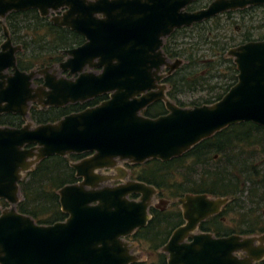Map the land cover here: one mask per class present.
<instances>
[{
	"label": "water",
	"instance_id": "1",
	"mask_svg": "<svg viewBox=\"0 0 264 264\" xmlns=\"http://www.w3.org/2000/svg\"><path fill=\"white\" fill-rule=\"evenodd\" d=\"M196 1L0 0V114H19L24 121L20 128L0 127V199L8 204L0 214V264L137 262L127 238L147 225L157 190L129 180L120 163L166 162L245 122L264 128V39L227 51L237 82L219 101L183 108L167 97L161 82L183 63L170 61L162 50L174 30L264 5V0H213L204 9L187 11ZM29 9L85 39L62 52L66 59L56 69L24 72L17 67L21 48L11 41L5 18ZM163 68L167 74L160 73ZM36 78L42 79L40 85H34ZM103 95L108 99L57 122L35 125L29 120L31 107L61 108ZM158 101L166 114H142ZM71 154L89 156L70 164L79 181L57 192L67 219L40 225L19 213V185L26 174L46 158ZM229 201L206 194L180 199L185 224L162 247L166 264H255L264 259V233L215 238L195 232L199 222ZM187 238L191 242H184Z\"/></svg>",
	"mask_w": 264,
	"mask_h": 264
},
{
	"label": "trees",
	"instance_id": "2",
	"mask_svg": "<svg viewBox=\"0 0 264 264\" xmlns=\"http://www.w3.org/2000/svg\"><path fill=\"white\" fill-rule=\"evenodd\" d=\"M255 8L239 11L242 25L246 28L240 38L233 35L222 36L207 31V23L212 22L217 29L222 16L231 17L227 12L210 21L196 24L191 28L176 30L163 47L164 54L171 60L179 58L183 64L166 79L170 86L167 96L179 107L209 105L219 101L237 82V70L227 51L239 44L264 39L263 33L251 31L254 26L249 12ZM245 17L248 18L246 23ZM236 21L229 22V26ZM253 24V25H252ZM11 41L21 50L16 54V63L20 71L39 70L57 65L65 58L64 50L81 45L84 38L63 27L55 26L49 18L40 17L37 10L11 12L5 18ZM252 25V26H251ZM248 26H251L249 29ZM264 29V18L258 25ZM1 32V28H0ZM187 41H184L186 37ZM183 36V40L178 37ZM197 37L196 38H193ZM195 39V41H193ZM191 40V41H189ZM238 41V43H236ZM237 44V45H235ZM207 45L209 55L200 53V46ZM223 65V66H222ZM40 81H37L39 83ZM206 91L186 104L181 94ZM108 99L103 95L83 104L65 107L31 108L29 120L35 125L54 123L71 113L94 107ZM162 103L147 107L142 114L156 118L166 114ZM24 121L16 114H0V127L20 128ZM88 154H71L66 157L51 156L37 163L20 182V200L16 210L30 216L37 224L51 225L66 220L61 211L58 190L79 181L70 164L81 160ZM130 179L156 188L160 195L175 199L185 194H206L214 198H229L223 213H230L237 221L233 228L242 235H260L264 233V128L250 122L230 126L212 137L192 147L183 155L166 162L149 160L141 165H128ZM1 207H8L0 201ZM177 204H172V208ZM171 208V209H172ZM153 212L147 226L135 231L130 239L139 244L147 255H155L159 263L148 262L134 264H160L164 255L156 253L166 243L174 229L176 214L173 211ZM214 233L219 235L220 230ZM133 264V263H132ZM163 264V263H162Z\"/></svg>",
	"mask_w": 264,
	"mask_h": 264
},
{
	"label": "flooded vegetation",
	"instance_id": "3",
	"mask_svg": "<svg viewBox=\"0 0 264 264\" xmlns=\"http://www.w3.org/2000/svg\"><path fill=\"white\" fill-rule=\"evenodd\" d=\"M202 1H204V0H197L196 2H194V3H192L191 5H189L187 8H186V10L187 11H189V12H193V11H197V10H201V9H204V8H206L213 0H207V3H201ZM209 2V3H208ZM200 4H203V5H200ZM247 8H255V10L253 11V12H249L248 14H250V17H251V19H253V22H254V26L252 27V29L250 28L251 26H248L249 27V29H251V31L252 32H254V33H263V27H261V28H259L258 27V25L259 24H261L262 23V20H263V18H264V5H260V6H254V7H247ZM247 8H245V9H243V10H247ZM243 10H238V11H235V12H231V13H237V12H239V11H243ZM227 13V12H226ZM58 14H60V13H58ZM222 15H225V13L224 14H222ZM222 15H219V16H222ZM217 17V16H216ZM215 18V17H214ZM248 18L249 17H247V23H248ZM212 20V19H211ZM210 21V20H209ZM245 21V20H244ZM205 22H207V21H205ZM205 22H203V23H205ZM199 24H202V23H199ZM194 25H196V24H194ZM193 25V26H194ZM192 27V26H191ZM191 27H189V28H191ZM1 28V27H0ZM183 28H181V29H176V30H182ZM70 30V29H69ZM176 30H174L173 32H172V34L176 31ZM244 30H246V28L244 27ZM171 34V35H172ZM80 35V34H79ZM170 35V36H171ZM82 36V35H81ZM170 36H168L165 40H164V43H163V47H164V45H165V43H166V40L170 37ZM83 37V36H82ZM84 38V37H83ZM1 39H3V41H4V37H3V33H2V29H1V32H0V40ZM3 41L0 43V45L3 43ZM84 42H85V39H84ZM83 42V43H84ZM82 43V44H83ZM14 44V43H13ZM81 44V45H82ZM14 45H16V44H14ZM80 46V45H79ZM78 47V46H77ZM163 47H162V50H163ZM75 48V47H74ZM72 49V48H71ZM67 50H69V49H67ZM65 56V58H64V60L66 59V55H64ZM169 59V58H168ZM176 59H179V58H176ZM176 59H173V60H171V59H169L170 61H174V60H176ZM63 60V61H64ZM62 61V62H63ZM61 63V62H60ZM59 63V64H60ZM183 64V63H182ZM181 64V65H182ZM58 65V64H57ZM57 65H53V66H50V67H53L54 69H56L57 68ZM180 65V66H181ZM179 66V67H180ZM178 67V68H179ZM177 70V69H176ZM175 70V71H176ZM25 72V71H24ZM29 72V71H28ZM167 72H168V69L167 68H163V70L160 72L161 74H167ZM174 73V71L170 74V75H168V76H166V78L161 82L162 84H164L165 86H166V95H167V93L170 91V86L168 85V83L166 82V79L169 77V76H171L172 74ZM63 74V73H62ZM64 74H66L67 75V73H64ZM68 76V75H67ZM67 78H71L70 76H68ZM37 81H40L39 83H37ZM42 83V79L41 78H36L35 80H34V85H40ZM108 96V95H107ZM168 97V96H167ZM107 100V99H106ZM105 101V100H104ZM103 102V101H102ZM101 103V102H100ZM157 103H162L163 104V102H161V101H158V102H154V103H152L151 105H149V106H152V105H154V104H157ZM77 104H79V103H77ZM164 105V104H163ZM68 106V105H67ZM148 106V107H149ZM31 108H33V107H31ZM30 108V109H31ZM29 109V110H30ZM8 114H11V113H8ZM16 115H19V114H16ZM20 116V115H19ZM21 117V116H20ZM88 156H89V154H88ZM87 157V156H86ZM124 166L126 167H124V169H126L128 172H129V180H131L130 179V171H129V168H128V166H127V164H124ZM123 168V167H122ZM100 173H106V171H101ZM132 181H134V180H132ZM119 182L117 181L116 183H115V185L116 184H118ZM156 189V188H155ZM157 190V189H156ZM186 195V194H185ZM185 195H183V196H181V197H178V198H175V199H168L164 194H162V195H160V193H159V191L157 190V194L154 196V198L152 199V201H151V206H150V208H149V210H148V213H149V216H150V219H149V221L152 219V217H153V212H166V211H169L171 208H172V204H177V207H174V208H172L171 209V211H173L174 210V212H175V214H176V216H175V218H174V220H175V222H176V225H175V227H174V229L171 231V234H172V232L175 230V229H177V228H179V227H181V226H183L184 224H185V220H184V218H183V214H182V211H181V204H180V202H179V200L180 199H182ZM193 195H196V194H193ZM208 197H210V198H214V197H212V196H209V195H207ZM137 197L138 196H135V195H132V196H130L129 198L130 199H132V200H135V199H137ZM154 200H155V202H154ZM0 201H3V202H5L4 200H1L0 199ZM6 203V202H5ZM7 204V203H6ZM225 206H226V204L220 209V211L218 212V213H216V214H213V215H211V216H208L206 219H204V220H202L201 222H199L198 223V225H197V227H196V230H195V232L196 233H203V234H211L213 237H215V238H223V237H229V236H231V235H237V236H254V235H242V234H238L237 232H235L234 230H232L233 228H235V226H237V221L235 220V217H233L232 216V214H230V213H223V209L225 208ZM5 208H7V207H5ZM4 207H1L0 206V214H1V212L5 209ZM67 215V214H66ZM67 219V218H66ZM148 221V222H149ZM148 224V223H147ZM147 226V225H146ZM145 226V227H146ZM214 226H216L217 227V229L216 230H220V233H219V235H216L215 233H214ZM144 228V227H143ZM140 229H142V228H140ZM139 230V229H138ZM137 231V230H136ZM171 234L169 235V237H168V239H167V241H166V243L168 242V240H169V238H170V236H171ZM133 235V234H132ZM131 235V236H132ZM130 236V237H131ZM130 237H128L127 238V240L128 241H130V242H133V243H136L137 244V247H139V244L137 243V242H134V241H132L131 239H130ZM184 242H191V239L190 238H187V239H184ZM165 243V244H166ZM164 244V245H165ZM163 247V246H162ZM162 247H161V249H159L156 253L158 254V253H160V254H163L165 257H164V260H163V264H166V262H167V254H165L164 252H162ZM143 252V251H142ZM132 253H133V250H132ZM144 253V252H143ZM145 254V253H144ZM145 256H146V258H144V259H140L138 256H137V258H138V261L137 262H135V263H141V262H148V261H150V259H152L153 261H150V262H152V263H154V260L155 261H157V263H159V259L157 260V258H156V256L155 255H147V254H145ZM239 256V255H238ZM162 263H160V264H162ZM134 264V263H133ZM255 264H264V259H262L261 261H259V262H257V263H255Z\"/></svg>",
	"mask_w": 264,
	"mask_h": 264
},
{
	"label": "rangeland",
	"instance_id": "4",
	"mask_svg": "<svg viewBox=\"0 0 264 264\" xmlns=\"http://www.w3.org/2000/svg\"><path fill=\"white\" fill-rule=\"evenodd\" d=\"M201 3H207V0H204ZM200 5H203V4H200ZM232 20L236 21V23L229 26V22ZM245 22L247 23V17H245ZM218 24H219V26L216 29L214 27V25L212 24V22H209V23H207V25H206L207 27H205V30L207 31V29L209 28L210 29V35L211 34H220L222 36L233 35L235 40L239 39L240 35L245 32L244 27L242 25L240 15H238V14H235L231 17L222 16ZM188 38H191V35H190V37L189 36L186 37L184 41H187ZM193 38L197 39V37H194V36H193ZM178 39L180 41L183 40V36H179ZM2 41H3V39L0 40V43ZM189 41H191V40H189ZM193 41H195V39H193ZM236 43H238V41H236ZM235 45H237V44H235ZM199 50H200V53H203L206 55L210 54V51L208 50L207 45H201ZM59 75L64 76L66 78L68 77L66 74H59ZM205 94H206V91H201L199 93H191V92H188L187 94L183 93V94H181V100H184V102H186V104H189L191 102V100L192 101L197 100L198 97L205 96ZM120 167L124 168L125 167L124 163H121ZM115 183L116 182H109V183H106L105 185L112 186V185H115ZM154 202H155V200H154ZM128 242L130 245L133 246V253L134 254H136L140 259L146 258L145 254L142 252V250L139 247H137L136 243H133L130 241H128Z\"/></svg>",
	"mask_w": 264,
	"mask_h": 264
}]
</instances>
